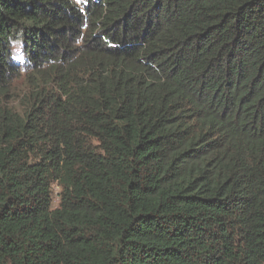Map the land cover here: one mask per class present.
<instances>
[{"label":"trees","instance_id":"trees-1","mask_svg":"<svg viewBox=\"0 0 264 264\" xmlns=\"http://www.w3.org/2000/svg\"><path fill=\"white\" fill-rule=\"evenodd\" d=\"M0 264H264V0H0Z\"/></svg>","mask_w":264,"mask_h":264},{"label":"rangeland","instance_id":"rangeland-1","mask_svg":"<svg viewBox=\"0 0 264 264\" xmlns=\"http://www.w3.org/2000/svg\"><path fill=\"white\" fill-rule=\"evenodd\" d=\"M54 202H55V204H56L57 200L55 199V201H54Z\"/></svg>","mask_w":264,"mask_h":264}]
</instances>
